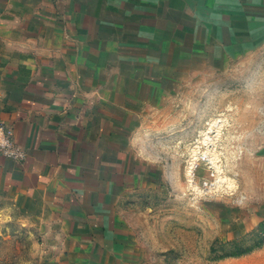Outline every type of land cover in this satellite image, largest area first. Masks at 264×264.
<instances>
[{
  "label": "crops",
  "instance_id": "0c3cea01",
  "mask_svg": "<svg viewBox=\"0 0 264 264\" xmlns=\"http://www.w3.org/2000/svg\"><path fill=\"white\" fill-rule=\"evenodd\" d=\"M213 5L236 19L245 6L264 16V0H0V122L26 151L20 162L0 155V198L19 203L55 260H133L111 214L134 163L153 166L133 146L148 125L135 87L147 82V40L162 51L187 17L183 36L197 43L196 6Z\"/></svg>",
  "mask_w": 264,
  "mask_h": 264
},
{
  "label": "rangeland",
  "instance_id": "374dc122",
  "mask_svg": "<svg viewBox=\"0 0 264 264\" xmlns=\"http://www.w3.org/2000/svg\"><path fill=\"white\" fill-rule=\"evenodd\" d=\"M196 7L197 43L183 36L187 17L173 36L164 26L171 38L162 51L147 40V82L135 87L148 125L133 146L153 166L134 163L130 193L116 196L112 231L133 260L115 264H264V16L248 6L237 19L229 6ZM219 118L223 133L208 158L222 184L193 196L184 181L191 142ZM199 173L208 176L204 166ZM51 249L19 203L0 198V264H65Z\"/></svg>",
  "mask_w": 264,
  "mask_h": 264
},
{
  "label": "built area",
  "instance_id": "2783aa9c",
  "mask_svg": "<svg viewBox=\"0 0 264 264\" xmlns=\"http://www.w3.org/2000/svg\"><path fill=\"white\" fill-rule=\"evenodd\" d=\"M222 122L221 118L210 121L191 142L192 148L186 159L184 181L187 190L193 196L213 194L222 184V171L219 174L214 173L209 162L211 158H208L220 141L224 127ZM12 127L8 123L0 122V155L20 162L25 159L26 151L14 137ZM203 166L207 168L208 176L204 177L199 173Z\"/></svg>",
  "mask_w": 264,
  "mask_h": 264
},
{
  "label": "bare ground",
  "instance_id": "6f19581e",
  "mask_svg": "<svg viewBox=\"0 0 264 264\" xmlns=\"http://www.w3.org/2000/svg\"><path fill=\"white\" fill-rule=\"evenodd\" d=\"M212 157H213V156H212ZM213 159H214V158H213ZM213 159L211 158L210 161H209L211 164L213 163V162L211 161V160H213ZM213 161H214V160H213ZM215 165H216V164H215ZM214 168H215V167H214ZM216 169H217V168H216ZM218 170H219V169H218Z\"/></svg>",
  "mask_w": 264,
  "mask_h": 264
}]
</instances>
